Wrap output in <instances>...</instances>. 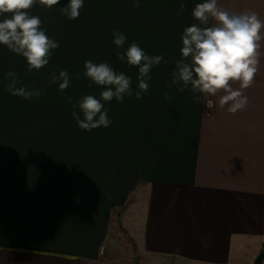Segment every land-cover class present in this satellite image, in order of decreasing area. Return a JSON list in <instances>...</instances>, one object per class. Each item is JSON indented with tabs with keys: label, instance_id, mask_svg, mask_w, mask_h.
<instances>
[{
	"label": "crops",
	"instance_id": "crops-1",
	"mask_svg": "<svg viewBox=\"0 0 264 264\" xmlns=\"http://www.w3.org/2000/svg\"><path fill=\"white\" fill-rule=\"evenodd\" d=\"M200 2L84 0L74 23L63 22L69 0L30 9L41 26L106 28L109 43L119 30L167 63L141 99L107 102L112 123L93 130L91 147L0 146V264L255 263L264 250V42L242 111L168 87ZM218 3L264 20V0ZM115 230L134 257L129 244L114 245Z\"/></svg>",
	"mask_w": 264,
	"mask_h": 264
},
{
	"label": "clouds",
	"instance_id": "clouds-1",
	"mask_svg": "<svg viewBox=\"0 0 264 264\" xmlns=\"http://www.w3.org/2000/svg\"><path fill=\"white\" fill-rule=\"evenodd\" d=\"M37 3L51 9L60 0H0V45L22 56L28 72L48 65L53 50L59 47V42L42 29L41 19L30 12ZM83 5L84 0H69L61 12L75 20ZM133 6L139 7V0H135ZM185 7L181 3L180 11ZM191 14L196 23L186 27L181 35V57L175 61L171 80L166 84L170 88L175 86L178 92L188 89L198 93L193 96V102L200 103L203 99L209 109L226 107L232 114L244 110L249 103L244 90L253 85L260 67L264 20L253 11H229L218 0L197 3ZM126 40L124 33L119 30L113 32L112 43L118 50L117 58L138 68L136 89L132 87L131 77L117 72L108 63L85 61L83 75L88 78L90 86L94 84L103 90L99 98L88 94L72 104L71 115L80 129L90 132L108 127L112 120L105 104L113 99L123 102L126 96L133 95L137 100L141 99L149 89L153 68L164 61L160 55H147L135 42L120 51ZM5 76L9 80L7 91L13 96L25 100L41 96L39 89L24 85L17 73L8 71ZM50 83L58 84L59 90L65 91L70 87L69 73L62 70L58 75L50 74ZM234 83L239 87L234 89ZM165 99L170 100L171 97L165 94ZM66 100L72 103L71 97Z\"/></svg>",
	"mask_w": 264,
	"mask_h": 264
},
{
	"label": "rangeland",
	"instance_id": "rangeland-1",
	"mask_svg": "<svg viewBox=\"0 0 264 264\" xmlns=\"http://www.w3.org/2000/svg\"><path fill=\"white\" fill-rule=\"evenodd\" d=\"M63 22L74 23L75 20ZM41 27L50 38L59 42V47L53 50L49 64L38 71L28 72L26 60L22 56L0 45V146L91 147L93 130L89 132L80 129L71 115L73 103L88 94L99 98L103 90L94 84L90 86L88 78L83 75L85 61L106 62L117 72L126 71L130 77L131 74L137 77L138 68L117 58L116 46L105 41L106 28L69 25ZM130 44L125 43L120 51H124ZM138 45L151 56L149 44ZM62 70L69 73L70 79V87L63 92L59 90L58 84L50 83V74L58 75ZM8 71L17 73L29 88L39 89L41 96L25 100L10 94L7 91L9 80L5 76ZM261 74L257 78L264 81V75ZM67 97H71L72 103L67 102ZM128 239L115 230L112 242L114 245L129 244L131 251L126 249L125 255L130 252L134 257ZM123 262H127V258Z\"/></svg>",
	"mask_w": 264,
	"mask_h": 264
},
{
	"label": "water",
	"instance_id": "water-1",
	"mask_svg": "<svg viewBox=\"0 0 264 264\" xmlns=\"http://www.w3.org/2000/svg\"><path fill=\"white\" fill-rule=\"evenodd\" d=\"M263 259H264V250H262L260 252V254L258 255V257L255 260L254 264H263Z\"/></svg>",
	"mask_w": 264,
	"mask_h": 264
},
{
	"label": "built area",
	"instance_id": "built-area-1",
	"mask_svg": "<svg viewBox=\"0 0 264 264\" xmlns=\"http://www.w3.org/2000/svg\"><path fill=\"white\" fill-rule=\"evenodd\" d=\"M105 252H106V247L105 246H102L101 247V255H103V254H105Z\"/></svg>",
	"mask_w": 264,
	"mask_h": 264
}]
</instances>
